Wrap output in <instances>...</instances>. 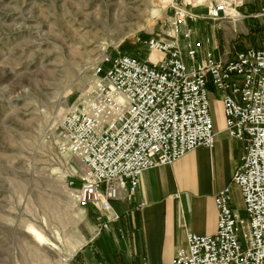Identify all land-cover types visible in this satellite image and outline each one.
Here are the masks:
<instances>
[{
	"label": "built area",
	"instance_id": "2783aa9c",
	"mask_svg": "<svg viewBox=\"0 0 264 264\" xmlns=\"http://www.w3.org/2000/svg\"><path fill=\"white\" fill-rule=\"evenodd\" d=\"M240 7L216 2L206 18L239 20ZM170 19L169 40L144 41L150 52L145 60L105 52L94 68L95 82L56 128L58 152L81 164L68 179L74 206L94 211L98 235L110 233L120 219L113 203L132 204L144 172L198 147L213 148L212 87L221 96L227 133L245 144L232 184L248 218L231 206V186L225 187L215 196L217 232L187 234L172 264H264V33L261 46L217 58L210 50L213 44L220 49L215 37L199 38L191 26L203 17L177 5ZM155 53L160 58L153 59Z\"/></svg>",
	"mask_w": 264,
	"mask_h": 264
},
{
	"label": "rangeland",
	"instance_id": "374dc122",
	"mask_svg": "<svg viewBox=\"0 0 264 264\" xmlns=\"http://www.w3.org/2000/svg\"><path fill=\"white\" fill-rule=\"evenodd\" d=\"M220 1L240 4L241 18L208 20ZM177 5L204 18L191 26L215 37L217 58L263 43L264 0H0V264H67L98 235L93 212L74 206L68 179L81 164L58 152L56 128L95 82L105 52L145 60L146 39L169 40ZM209 98L222 122L220 94Z\"/></svg>",
	"mask_w": 264,
	"mask_h": 264
},
{
	"label": "crops",
	"instance_id": "0c3cea01",
	"mask_svg": "<svg viewBox=\"0 0 264 264\" xmlns=\"http://www.w3.org/2000/svg\"><path fill=\"white\" fill-rule=\"evenodd\" d=\"M212 119L214 147H198L171 165L144 172L134 202L113 203L120 219L112 231L84 238L67 264H172L179 248L186 246L187 234H215V196L225 187L231 186V206L239 210L242 196L232 179L243 163L245 144L227 133L225 117L222 122Z\"/></svg>",
	"mask_w": 264,
	"mask_h": 264
},
{
	"label": "bare ground",
	"instance_id": "6f19581e",
	"mask_svg": "<svg viewBox=\"0 0 264 264\" xmlns=\"http://www.w3.org/2000/svg\"><path fill=\"white\" fill-rule=\"evenodd\" d=\"M121 8H122V10H124V14L127 15L130 13L132 7L124 6ZM160 56H161V53L160 54L155 53V54H153V59H158V58H160Z\"/></svg>",
	"mask_w": 264,
	"mask_h": 264
},
{
	"label": "trees",
	"instance_id": "16d2710c",
	"mask_svg": "<svg viewBox=\"0 0 264 264\" xmlns=\"http://www.w3.org/2000/svg\"><path fill=\"white\" fill-rule=\"evenodd\" d=\"M260 30H261V28H260V29H256V30H254V31H255L256 34H259V33H260ZM145 38H148V36H146V35L143 36V39H145ZM252 45H254V44H253V41H251V42H250V45L246 46V48L253 47ZM239 48H240V50H243L241 47H239ZM246 48H245V49H246Z\"/></svg>",
	"mask_w": 264,
	"mask_h": 264
}]
</instances>
